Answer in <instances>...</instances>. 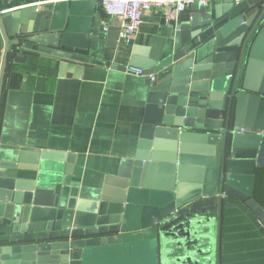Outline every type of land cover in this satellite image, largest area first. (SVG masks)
I'll return each mask as SVG.
<instances>
[{
    "label": "water",
    "instance_id": "95a60500",
    "mask_svg": "<svg viewBox=\"0 0 264 264\" xmlns=\"http://www.w3.org/2000/svg\"><path fill=\"white\" fill-rule=\"evenodd\" d=\"M6 9L0 102L9 63L41 56L80 77L105 36L98 0ZM130 66L172 71L152 94L131 167L90 211L59 208L54 189L0 174V264H100L130 250L145 252L144 264H221L229 199L264 219L254 195L264 168V0H211L209 13L177 27L168 58L135 55ZM10 148L22 165L40 161L39 149Z\"/></svg>",
    "mask_w": 264,
    "mask_h": 264
},
{
    "label": "crops",
    "instance_id": "0c3cea01",
    "mask_svg": "<svg viewBox=\"0 0 264 264\" xmlns=\"http://www.w3.org/2000/svg\"><path fill=\"white\" fill-rule=\"evenodd\" d=\"M210 3L195 2L184 13L154 7L127 43L117 35L118 20L98 0L105 36L92 41L91 58L80 77L65 64L41 56L9 63L0 102V162L18 166H3L0 174L54 189L59 208L90 211L96 200L110 195L131 167L152 94L165 89L172 72L170 67L154 72V80L150 74L137 75L128 70L132 57L168 58L175 50L177 27L209 13ZM12 5L0 0L1 9ZM13 146L39 149V163L22 165ZM254 193L264 209V168L258 169ZM229 202L236 206L224 209L221 264H264V219L234 199ZM134 253L135 263L144 264L146 253ZM116 259L108 254L99 263H119Z\"/></svg>",
    "mask_w": 264,
    "mask_h": 264
},
{
    "label": "built area",
    "instance_id": "2783aa9c",
    "mask_svg": "<svg viewBox=\"0 0 264 264\" xmlns=\"http://www.w3.org/2000/svg\"><path fill=\"white\" fill-rule=\"evenodd\" d=\"M9 4H14L18 0H5ZM60 0H34L26 4L13 6L6 10H15L30 6H41L50 2ZM210 0H99L104 11L115 17L119 22V38L130 43L140 30L143 23V17L146 12L154 7H172L179 13H184L195 3L200 2L204 5L209 4ZM239 1V0H237ZM107 30V27L105 28ZM128 70L137 75H145L144 70L140 67L128 66ZM152 80L155 79L153 74L149 75Z\"/></svg>",
    "mask_w": 264,
    "mask_h": 264
},
{
    "label": "rangeland",
    "instance_id": "374dc122",
    "mask_svg": "<svg viewBox=\"0 0 264 264\" xmlns=\"http://www.w3.org/2000/svg\"><path fill=\"white\" fill-rule=\"evenodd\" d=\"M137 253H134L133 251H125V252H117V254H115V257H117L118 259L117 262L119 261V263H114V264H136V255ZM99 261L102 263V261L99 259Z\"/></svg>",
    "mask_w": 264,
    "mask_h": 264
}]
</instances>
